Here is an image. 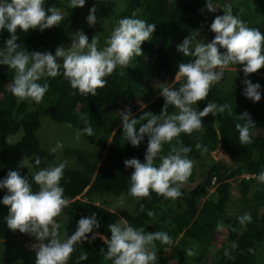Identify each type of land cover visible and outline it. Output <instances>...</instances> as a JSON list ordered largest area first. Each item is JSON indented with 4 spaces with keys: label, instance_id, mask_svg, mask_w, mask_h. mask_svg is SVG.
Here are the masks:
<instances>
[{
    "label": "trees",
    "instance_id": "obj_1",
    "mask_svg": "<svg viewBox=\"0 0 264 264\" xmlns=\"http://www.w3.org/2000/svg\"><path fill=\"white\" fill-rule=\"evenodd\" d=\"M212 3L217 7L216 12L207 11L206 0H86L83 7L75 8L69 6L70 0H44L46 10L53 6L62 10L61 23L44 31L35 29L25 33L18 29L20 50L42 52L43 49L55 51L64 41L67 30L77 26L79 17L83 15V32L89 37V42L95 35L100 49L106 46L118 21L131 17L133 12H136V18L156 25L151 40L142 44L143 55L134 58L129 67L122 69L118 66L113 74L105 77L107 84L97 90L96 96H84L72 89L63 77L61 67V75L55 78L45 75L38 81L47 83L48 91L42 102L32 106V101L20 102L12 95L9 88L15 72L0 64V180L7 176L8 171H18L35 192L39 186L33 180L34 174L60 164L37 137L40 116L74 127L78 132L89 125L93 128L92 136L82 132L80 135L95 144L96 150L77 147L63 150L73 163L66 165L60 181L64 197L70 201L56 218L61 240L75 231L80 218L93 213L97 215L100 227L87 234L89 239L95 233L110 238L108 225L119 222L117 214H121L137 229L164 231L171 236L173 249H179L180 253L168 257L163 250L169 245L156 241L155 264H264V183L254 178L264 171V67L245 77L243 65H240L242 69L230 72L229 79L214 84L207 100L193 107L197 111L203 110L212 101L217 105L228 104L230 111L226 109L216 116L209 114L203 118V131L191 135L181 133L171 145H163L162 154L167 155L172 146L179 147L178 141H182L183 146L191 149L187 154L191 160L207 156L218 148L227 156L225 161L211 160L199 174L191 175L181 187L183 195L180 198L173 201L152 192L150 198L134 199L129 210L120 212L105 207L102 202L92 201L97 194L107 192L129 197L130 175L134 169L126 168L124 160L135 157L143 161L148 137L145 136L139 147L127 142L117 110L122 105L133 109L135 105L131 103L140 100L144 106L133 113V117L138 119L145 112L160 114L165 100L160 92L154 91L150 81L166 77L169 81L167 86L173 89H178L184 82L183 78L171 80L176 76L179 63L194 59L177 51V45L185 37L202 36L211 31L215 16L223 15L228 4L232 6L233 14L248 27L259 29L264 34V0H212ZM94 5L97 21L90 27L86 17ZM8 38L10 33L6 29L0 31V48L5 46ZM245 79L261 85L259 102L243 95ZM175 110L169 105L167 112L174 114ZM245 111L250 113L256 125L251 129L252 142L241 145L235 125L243 123L238 116ZM82 117H86L87 122ZM140 123H146V120ZM16 132H19L17 139L9 143L8 137ZM198 143L206 146L207 152L201 154L196 148ZM15 149L24 152L29 168L18 163ZM36 157L41 160L39 165L35 164ZM159 163L157 159L156 166ZM241 174L245 176L240 177ZM194 177L196 180H192ZM209 188L213 191L205 196ZM7 194V189H0V201ZM198 198H201V203L196 206ZM141 205L144 206L143 211L140 210ZM231 205L234 210H231ZM149 211L155 216L149 217ZM246 214L251 216V220L241 224L239 217ZM8 215L9 206L0 202V239L8 241L0 252V264H35L36 250L24 245L26 233L13 232L7 227ZM188 249H192L195 255L188 256ZM106 251L107 245L97 236L91 243L77 244L68 264H112L104 259ZM226 251L228 255H225ZM82 253H87L88 259L78 261Z\"/></svg>",
    "mask_w": 264,
    "mask_h": 264
},
{
    "label": "clouds",
    "instance_id": "obj_2",
    "mask_svg": "<svg viewBox=\"0 0 264 264\" xmlns=\"http://www.w3.org/2000/svg\"><path fill=\"white\" fill-rule=\"evenodd\" d=\"M85 3L86 0H70L69 6L83 7ZM205 8L209 12L217 11L212 0H206ZM95 13L94 5L86 17L90 27L96 24ZM62 20L61 11L54 6L46 10L44 0H0V31L6 29L10 33L5 46L0 48V64L7 65L15 72L9 91L18 101H33L37 104L42 102L48 91V84L38 81L45 75L52 78L61 75V67L63 77L69 81L72 89L78 90L84 96H96L97 90L107 84L105 77L113 74L118 66L122 69L129 67L134 58L143 55L142 44L151 40L156 30L154 23L136 18V12H133L131 17L118 21L103 49L98 48L99 41L95 35L89 42V37L80 30L72 35L71 46L67 49L63 46L57 47L55 55L51 52L20 50L17 43L18 29L25 33L35 29L44 31L58 26ZM210 29L215 33L210 42L194 44L195 38L190 35L177 45L178 52L194 59L178 64L175 80H184L178 89L161 85L160 95L165 104L159 115L145 112L137 119L132 116L130 108L120 113L123 137L127 142L133 147H139L145 136L148 137L143 161L135 157L124 160L126 168L134 169L130 175L129 195L137 200L150 198L152 192L173 201L183 195L181 187L188 181L194 167V161L187 156L191 149L178 141L179 147L172 146L169 153L163 155V145H171L181 133L191 135L203 131V118L209 114L216 116L224 113L226 109L230 111L228 104L217 105L212 101L203 110L197 111L193 107L198 102L207 100L212 86L223 79L225 70L230 65H243L245 77L264 67V34L259 29L248 27L234 15L230 4L225 5L223 15L215 16ZM221 49L225 51L222 52ZM57 58H62L63 63H58ZM243 83V95L253 102H259L261 85L249 79H245ZM169 105L178 111L168 114ZM238 117L243 121L235 125L239 142L241 145L250 144L251 129L256 124L248 111ZM82 119L87 122L86 117ZM142 120H146V123H140ZM80 132L88 136L94 134L90 125ZM80 132L77 133V139ZM62 147V143L57 142L50 151L55 153ZM196 148L201 154L207 152V147L199 143ZM157 159L160 161L159 166L155 164ZM22 163L25 164L24 161ZM40 163V158L36 157L35 164ZM65 167L66 162H61L36 172L33 180L39 190L35 192L18 171L10 170L0 180V189H7L8 192L0 201L9 206L7 227L13 232L19 230L44 242L36 251L35 264H68L77 244L84 241L91 243L97 236L107 245L104 259L110 260L112 264H155V242L173 245L174 242L167 232H145L143 228L137 229L123 218L108 225L110 238L95 233L89 239L87 234L100 227L95 213L80 218L75 231L61 240L56 218L70 203L64 197V189L60 185ZM254 178L264 183V171ZM123 202L124 197L121 196L119 203ZM140 210H144L143 205ZM148 216L154 217L155 213L149 211ZM239 220L244 224L251 220V216L246 214L239 217ZM101 251L104 252L103 249ZM186 254L195 255L192 249H188ZM225 255H228L227 251ZM87 259V253L78 257V261Z\"/></svg>",
    "mask_w": 264,
    "mask_h": 264
},
{
    "label": "rangeland",
    "instance_id": "obj_3",
    "mask_svg": "<svg viewBox=\"0 0 264 264\" xmlns=\"http://www.w3.org/2000/svg\"><path fill=\"white\" fill-rule=\"evenodd\" d=\"M62 13V10H60ZM84 20L85 17L80 16L78 19V25L74 26L72 28H69L66 32V37L64 39V41L57 47L63 46L65 49L69 48L71 46L72 43V35L75 34L77 31L80 30H84ZM193 35L192 37H194V44L196 42H210L212 39H214L215 33L212 31H206L204 34H202V36H199V34ZM56 47V49H57ZM55 49V51H56ZM55 51H48L47 49H43L42 52H51L53 55H55ZM221 51H225L224 49H221ZM57 62L58 63H63V59L62 58H57ZM242 68L240 67V65H230L224 73V77L220 82H224V80L229 79V77L231 76L232 73L230 72H236L238 70H241ZM175 80V77L171 80L173 81ZM150 84L152 85L154 91L156 93H159L161 91V85L163 86H167L169 84V81L166 77H160V78H153L150 81ZM36 103L35 102H31V105L34 106ZM134 106L133 109H131L132 114L140 111L141 108L144 106V104L141 103L140 100H136L133 103H131ZM132 105V106H133ZM125 109H129L127 106L122 105L120 106V108L117 110V114L120 116V113L122 111H124ZM178 110L176 109L174 111V113H176ZM121 117V116H120ZM39 123L40 126L37 130V137L41 143L42 146H44L47 150L50 151L51 148L55 147L57 142L62 143L63 147L61 149H59L57 152L53 153L54 154V160L57 163H61V162H66V165H71L73 163V160L70 158H66V156L63 153V150L65 148H70V147H77V148H85V149H91V150H96V145L95 144H91L90 142L84 140L81 135H79V139H77V133L78 130L75 129L74 127L68 126L64 123H54L51 119H49V117L47 116H40L39 117ZM19 135V132H16L13 135H10L7 139V141L10 143H13L17 137ZM16 150V149H15ZM17 152V159H18V163L22 166L28 167L29 168V163L27 161V158L24 155V152L20 149L16 150ZM104 153V149L101 150V156H103ZM211 160H227V156L225 155V153L220 149H216L214 151H212L211 153H209L207 156H203L202 158H197L194 161V167L192 170V174L191 175H196L199 174L198 172L203 169L206 168L207 165H209V163L211 162ZM24 161L25 164H23L22 162ZM245 176V174H241L240 177ZM198 177V176H197ZM192 180H196V178L194 177ZM213 191V188H209L207 190V193L205 194V196H209V194H211ZM235 194V192H233V195ZM121 195L115 194V193H111V192H107V193H103V194H97V196H95L93 198V202H102L104 204L105 207L111 209V210H115L117 212L120 211H124V209L129 210L130 209V204L133 202V200L135 198H133L132 196L129 195V197H124V202L123 204L119 203ZM201 203V198L196 199V206L199 205ZM233 203V202H231ZM231 210H234V206H230ZM118 215V220H120L121 218L125 219L123 215L121 214H117ZM24 241H25V246L30 247L35 249L36 251L38 250L39 246L41 243H44L43 241H38L36 239V237L30 235V234H25L24 237ZM8 241L7 239H0V252L3 248L6 247ZM175 248L174 245L168 246L167 249H164V254L168 255V257H173L177 254H179V249H173ZM262 253H264V251H262ZM173 262V261H172ZM208 264H214V263H208Z\"/></svg>",
    "mask_w": 264,
    "mask_h": 264
}]
</instances>
